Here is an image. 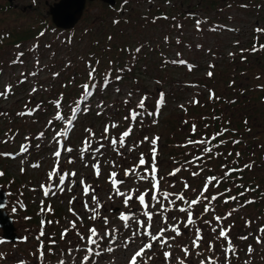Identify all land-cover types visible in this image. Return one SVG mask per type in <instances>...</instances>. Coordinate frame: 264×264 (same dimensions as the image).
<instances>
[{"label":"rangeland","instance_id":"obj_1","mask_svg":"<svg viewBox=\"0 0 264 264\" xmlns=\"http://www.w3.org/2000/svg\"><path fill=\"white\" fill-rule=\"evenodd\" d=\"M117 1V5L108 6V4H105L107 2L101 0H88L86 2L87 6H85L82 13L83 15L73 26L62 28V26H51L50 24V26L40 31L39 34L29 35L20 41L21 43H13L8 39L10 38V35H8L7 40L0 44V92H4L8 85H11L12 88L11 92L6 96H0V127L3 126L0 130V152L4 151L6 153L7 143L13 142V138L21 134L20 139L17 137L18 142L15 151L18 153L16 156L12 155V158H7L0 155V172H4L5 168L2 165H6L9 168V173L23 177L19 183L15 182V184L9 185L12 194H8L9 200L5 205V208L9 210L8 212L15 220L14 224L19 231L18 236L14 240H5L1 236L3 231L0 227V241H3L0 242V255H5V257L16 264L20 262L18 260L19 257L23 258L26 264H34L37 260L40 264H59L61 260L65 261V264H81L82 258L87 254L83 251L86 245L84 242L79 241L76 232L81 233L86 240L90 227L95 226L103 234L105 225L91 220L86 225L85 230L71 227V221L75 220L76 224L82 223L84 225V215L88 218L91 215L83 207L84 202H87L89 206H93L91 200L92 192L90 190L87 196L84 194L83 186L79 183L80 179H83L87 185H91L95 189V194L104 204V209H101V215L108 217L109 224L107 227L110 229H121V231L116 233V243L111 245L114 251L111 253L103 251L106 241L102 242L99 250L103 252V255L93 257V259L88 261V264H94V262L95 264H128L134 250H138L147 240L138 235L132 238V242L127 249L122 246L129 239L131 229L122 227V222L118 219L119 211L126 213L129 211L135 212L140 219L145 220V224H147V220L142 215V208L138 202H130L132 207L129 209L124 207L123 198L113 196L112 199H109V193L112 189V185L108 180L109 173L116 171L119 173L117 179H120L123 177L124 169L138 163L141 153L144 154V157L151 155L150 149L152 145L150 142L139 143L145 136L149 137V141L154 137L160 138L157 143L158 153L164 154L167 148H172L171 143L173 141L169 142L171 139L167 140V137L171 136L168 119H172L175 122L176 136L181 137L182 133L184 135L186 131H189L187 123L184 124L185 117L190 115L188 113L185 115V112L189 108L193 111V101H199L197 103L198 107L202 106L199 111H193L199 117L198 119L202 118L203 113L209 114L208 119L213 117L214 114H220L221 117H218V119L223 124L226 123L225 126L227 123H231L232 126H234V122L238 124L236 132L233 129H228V131L223 133L226 136L243 135L242 138H252L255 133H259V128L263 127L264 129V98L261 96L258 99L251 97L248 100L245 97L241 99L238 96L240 93L239 85L243 82L241 79L245 78L244 76L248 71L244 72L241 69L244 62L236 65L238 57H231L232 55L234 56L233 52L236 49L234 38H242L243 41L249 38L245 25L248 17L245 16V12L238 9L230 11L231 18L235 14L237 19L233 18L234 20L229 22V14L223 15L219 11L221 16H217L219 12L215 11L211 6L212 2L210 1V3L209 0H126L122 5L121 1ZM13 2L20 7H25L27 12L25 11L24 14L11 12V8H17L18 6L10 5L11 8L1 6L6 5L7 0H0V30H11L13 26L25 23L31 19V14L33 13L47 16L49 20L51 18L48 14V5L45 0H13ZM30 2H36L33 5L34 7ZM147 5L152 7L160 5L163 9H168L170 11L169 17L158 18L156 23L148 21L149 18L146 17V14L150 11ZM187 6L195 10L193 17L188 22L185 18L178 17L179 9ZM222 16L229 18L223 19ZM215 20L229 22V24L231 23L232 26L235 25L236 27L232 29L215 24L216 28H211L210 25L212 26ZM197 21L201 22L199 30L196 27L197 25H195ZM177 25L182 27H177ZM114 27L116 31L114 30L112 35H110V31ZM238 27L241 30L238 31ZM120 28H123L124 31L120 30ZM90 29L99 34L98 39L102 43L113 41L114 39L121 41L126 38L130 43L138 47L140 46L139 42L142 41H147L146 43L154 42L157 50L151 56L152 58L149 57L150 53H147L148 59L154 64V67L138 63L141 66L140 69H145L139 71L143 75L137 80L136 78H127L120 84L113 83L108 86L106 92H96L95 95L89 98L91 109L94 112L90 115V118L86 117L85 123L80 126L79 129L81 131L77 133L76 138H71V135L75 133L73 130L77 128V122L67 137L64 139L63 137L60 138L66 146L72 147L73 152L70 155L72 160H74V163H68L69 154L62 152L59 161L60 168L69 173L72 171L77 173L75 178L70 177V179L76 181L75 185L71 186V190H69V184L66 181L62 186L63 191H60L56 188V181H50L48 178V173L52 171V167L56 163L53 151L58 147L53 137L55 133L62 132L64 127L62 121L57 124L56 121L51 120L58 111L55 107L58 94L51 95L50 101L54 104L52 107H48L47 112L43 116H35L39 113L40 107L38 108L34 102L31 104L32 101L30 100L35 98L38 103L41 96V98L44 97L45 99L46 94L51 93L50 89L52 86L57 87L63 83V76H65L66 70H68V73L73 71V67L69 63L80 59L83 49H87V44L90 40ZM212 29H215V31ZM36 45L38 47H34ZM19 52L24 53L23 57L18 56ZM157 53L163 56L168 55L176 62L181 61L182 57H184L183 61L187 63L165 65L162 70H158L159 72L155 73L158 66L157 62H161L156 55ZM21 60L23 63L20 62ZM37 60L39 64H37ZM64 65L65 67H63ZM189 65H193L191 70H189ZM31 72H36L37 75H28ZM59 72L62 73L60 74ZM209 72L213 73L211 77L208 76ZM54 73H59V75L54 76ZM164 75L165 77L167 76L165 79L159 77ZM24 76H27L26 80ZM232 79L234 80L233 82ZM236 86L238 87L237 90L235 89ZM34 87L37 91L33 93L32 89ZM59 88L62 87L60 86ZM116 88H119L120 91L116 92ZM249 89L246 95L255 92L252 87H249ZM129 92L132 93L130 97L128 96ZM161 92L164 94L165 103L157 107ZM212 94H214V98H210ZM236 94L242 101L238 102L234 98L233 103H229V100ZM144 95L148 97L145 102V108H136V105ZM125 100H128L127 104ZM73 101L68 104L69 107H72ZM97 103H102L103 108L98 109ZM29 106L31 107L32 115H27L29 112H24L25 107ZM80 107L83 108L84 105L81 104ZM133 108H136V111L140 112L142 117H138L137 121H131L132 135L125 139L126 147L120 148V151L124 152V156L121 157L114 150L119 145L113 146L109 141L112 138L119 140L122 132L128 130L130 120H125L124 117L128 116L130 109ZM97 111H101L103 114L98 116ZM148 112H158V115L149 116L147 115ZM245 113L256 122L254 129L253 126L248 128L249 132L246 131L247 123L241 117ZM256 113L257 115L254 118L253 114ZM49 121H51V124H49ZM153 121L156 122L153 123ZM113 122L118 124L120 129L111 130L107 137H104L103 129L105 125ZM47 123L48 131H45L44 127ZM84 128L91 129L95 136H91L89 132L83 130ZM216 130L217 128L214 127L213 132H216ZM41 132L44 134L45 132L49 133L45 134L43 138L37 136L35 143L39 146L35 150L33 148L30 149L31 144H28L29 140L25 138ZM86 137L92 142V149L99 147L100 143L105 145V148L101 150L103 155L101 156L98 153L96 156L101 165V176L99 178L95 176L92 168V164L96 161L92 159L89 152L83 153V162L80 159L81 149L85 147L82 141ZM252 140L257 144L249 142L250 144L246 146L243 139H240L238 143L239 147L236 148V154L240 153L237 156L238 161H250L252 167L250 170L245 168L242 172H236V176H239V180H241V174L246 179L249 177L250 179L260 177L264 183V148H262L264 145L259 148V139L253 138ZM4 141H7V143H4ZM260 141H264V139ZM20 144L21 146L24 144L29 146L28 153L21 152V146L20 150H16ZM133 145L138 146L134 151H128ZM186 151L184 149V152ZM112 161H115V165L111 163ZM85 163H87V167H85ZM172 163H167V166L164 162L157 163L159 171L163 169L161 190L173 194H183L188 200L201 196V189L204 187L207 177L226 171L219 163H216L218 167H214L212 172H210L208 169L213 166L207 164L206 158L196 160L191 154L187 155L184 161ZM33 164H38L39 167H32ZM178 167L181 168V171L175 175H170ZM141 171L143 170L141 169ZM194 172H199L200 174L193 176L192 173ZM139 174L137 173L136 175ZM8 175L10 178L13 177L10 174ZM230 177L232 179L229 180L227 187H231L237 180L235 176L231 175ZM153 182L151 180L146 182L136 181L134 175L126 178V183L121 185V191H135L139 194L146 189H150ZM185 183L190 185V187L185 189ZM0 185L7 187L6 181L1 182ZM42 185L51 187L55 191V195L50 193L49 196L45 197ZM213 185L214 181L209 185V191L203 193V196H207L210 200L212 196L219 195V199L212 202V207L215 211L203 214V205L208 203V201L203 200L201 197V204L194 208V218H196V214H201L200 218L197 219V226L202 230L205 240L215 245V251L210 250L206 242H202L199 249L192 248L195 228L185 229L183 223H181L180 228L184 235L177 237L174 241L170 240L171 248L167 246L161 248L158 244L154 245V251L145 253L144 260L147 261V264H177L178 259H184L186 264H201V261L206 260L209 256L218 261V264H224L225 256L221 245L227 247V244L225 241L217 239L219 229L212 233L211 227L205 224V221H212V226L214 227L216 226V221L213 219L214 216L224 217L229 212L232 215L223 220L222 223L225 228L231 226L229 236L237 249L235 255L230 254V264H245L246 261L247 264H264V244H257L255 240L257 235L264 240V233L258 231L259 228L264 227V209L260 208L255 202L244 204L243 201L245 199L237 196L236 200H229L228 203H225L226 193L223 192V188ZM261 190L262 194H264V184H262ZM229 193L234 195L233 192ZM255 194L254 191H249L246 197L247 200H255V197L259 200L264 199L263 195L256 196ZM73 198H75L74 201L69 203ZM171 199H175V196L171 197ZM51 200L54 203H59V206L62 207L63 211L61 210V212H63V215L59 214L57 220L54 215L43 217L46 220L43 224L45 236L49 241L55 240L56 243L50 244L49 242L48 245L44 243L48 251L45 253L41 263L38 259L40 255L38 249L40 241H45V238L41 237L40 240H37V236L42 229V224L39 220L31 222L27 217H31L35 212L41 214L40 212H43L42 209L48 210V202L50 203ZM162 202L169 208V211L165 213L169 217V224L177 223V220L171 219L173 216L177 217L179 221L186 220V214L175 210L181 206L187 207L186 204L177 200L175 209H173L168 201L162 200ZM154 203V201L151 202V204ZM151 204L150 211L153 210ZM118 205L119 207H117ZM241 205L244 206L242 207ZM13 208L16 210L13 211ZM112 208L115 210L113 211ZM157 208H159V205H157ZM70 209L73 211H70ZM52 210H56V208L53 207ZM39 217L41 220L42 216ZM48 221H52V223H48ZM247 221L252 222L250 226L246 224ZM152 224L154 234L161 227H166L159 215L154 216ZM136 227L135 224L132 225L133 229ZM65 229L68 230V234L62 240L61 233ZM165 235L171 237L174 233L168 231ZM240 236H248V239L246 241L238 239ZM248 245H252L255 249L251 255L247 252ZM77 246H79L81 251L76 250ZM183 247L189 248L190 256L185 257L182 251ZM50 248L52 252L49 251ZM69 248L72 249L71 254L68 253ZM238 249L242 250V252L239 253ZM164 251L172 252L174 259L166 261L163 256ZM198 252L201 255H197ZM34 255H36V258ZM12 261L11 264H14ZM138 264H143V261H140L139 258Z\"/></svg>","mask_w":264,"mask_h":264},{"label":"snow or ice","instance_id":"obj_2","mask_svg":"<svg viewBox=\"0 0 264 264\" xmlns=\"http://www.w3.org/2000/svg\"><path fill=\"white\" fill-rule=\"evenodd\" d=\"M126 2V0H125ZM200 21H197V27L199 30V25H200ZM177 27H182L181 25H177ZM213 31H215V29H212ZM256 31L262 32L264 30L257 28ZM41 35H43V33H41ZM17 47H19V45H17ZM34 47H38V45L34 46ZM199 47V46H198ZM261 48H264V45L261 46ZM137 52L139 51V49L136 50ZM252 51H256V48H253ZM24 53L23 52H19L18 56L19 57H23ZM21 63H23V61H20ZM179 63L181 64H185L187 63L186 61H179ZM37 64H39V61L37 60ZM90 71L88 72V79L85 83H83L82 85H80L81 88V92L79 93L78 99L73 101V104L75 105V107H69V109L67 110V112H62L60 111V109L62 108V96L63 94H61L60 98H57L56 103H55V107L58 110L56 115H55V119L57 121H62L64 123V125L67 128H74L75 124L74 121L78 118L77 117V113L80 112H84L87 113L88 111H90L91 109V105L89 103V98L93 96V91L92 89L96 88V84H95V79H96V75H97V68L92 66L91 64L88 65ZM193 67V65H189V70H191V68ZM120 70H117V73ZM24 75V74H22ZM28 75H32V76H36L37 73L36 72H31ZM54 76H58L59 73H54ZM213 75L212 72L208 73V76L211 77ZM108 73L107 71L105 72L104 76L101 77V84L102 87L107 88L109 86V81L107 79ZM24 79H27V76H24ZM123 77L120 76L119 74H117L115 76V80L119 81L122 80ZM23 82V81H21ZM12 90L11 85L6 86L5 91L4 92H0V96H6L8 93H10ZM37 89L34 87L32 89V92H36ZM116 92H119L120 89L116 88L115 89ZM132 95L131 92L128 93V96L130 97ZM159 100L157 102V107L162 106L165 103L164 100V94L161 92L159 94ZM210 98H214V94H212V96ZM148 97L147 95H144L141 97L139 103L136 105V108L139 109H144L145 108V102L147 101ZM125 103H128V100H125ZM193 103H199V101H193ZM83 104L84 107L83 109H81L80 105ZM183 107V106H181ZM97 108L98 109H102L103 108V104L102 103H97ZM136 108L130 109L129 111V115L125 116L124 119L125 120H130L129 123V127L128 130H125L122 132L120 139H116V138H112L109 142L111 145L116 146L119 145V147H116L114 150L117 152L118 155H120L121 157L124 156V152L120 151V148L122 147H126L125 144V139L130 137L132 135V124L131 121H137L138 117H142V114L138 111H136ZM103 113L101 111H97V115H102ZM27 115H32L31 112L27 113ZM147 115L152 116V115H158V112H148ZM142 122V120H141ZM156 121H153V123H155ZM49 124H51V121H49ZM119 125L116 124L115 122L111 123V124H106L103 132H104V137H107V134L109 133L110 129L113 128H118ZM85 131L89 132V134L91 136H95V133L92 132L91 129H86ZM196 131V126L193 125L192 126V132L195 133ZM228 131V129H223L221 132L214 134L211 138H201L199 140H192L191 138H189L186 142L185 145H181L182 147H187L188 145H193V146H202V145H206V144H211V141L216 140L218 136L223 135L224 132ZM68 133L67 132H57L55 133L53 139L55 140V142L57 143L58 147L56 150L53 151V156L56 158V163L55 166L53 167L52 171L48 173V178L50 181H56V188L60 191H63V185L65 184V182L67 181L69 184V190H71V186H74L76 181L74 179H70L71 178H75L77 176V173L75 171L72 172H67V171H63L60 168V158L62 155V152L64 153H68L69 157H68V163H74V160H72L71 158V153L73 152L72 147L66 146L65 143L63 142L62 139H60L61 137H67ZM40 138H43L44 133L41 132L39 134ZM26 140H28L29 138L26 137ZM159 137H154L149 141V137L145 136L143 138V140H141L139 143L143 144L145 141L150 142V144L152 145L150 152V158L149 159H145L144 154L141 153L140 157L138 158V163L133 165L130 168H126L124 169L123 172V177L120 179H117V177L119 176V173H117L116 171H112L109 173L108 176V180L110 182V184L112 185V189L109 193V199H112L113 196H117V197H121L122 199V203L124 205L125 208H129L131 209L132 205L130 204V202L136 203L138 202L139 205L142 208V215L146 218L147 220V224H145V220H142L139 218V216L136 215L135 212L129 211V212H124V211H119L118 214V219L122 222V227L124 229H131V235L129 237V239L127 241H125L123 243V247L125 249H127L129 247V244L132 242V238L136 237V236H142L144 238H146L147 242L143 244V246H141L138 250H134V253L132 255V257L129 259L128 264H138V258L140 261H143V264H147V261L144 260V256L145 253L147 251H154V245H157L161 248H163L164 246H167L169 248L172 247V244L169 243V241H174L176 240L177 237L179 236H183L184 233L181 231L180 228V224L183 223L184 228L185 229H191V228H195V238L192 241V248L195 249H199L201 247V243L202 242H206L208 244V247L210 250L215 251V245L210 242V241H206L205 237L202 234V230L197 226V219L200 218L201 214H196V218H194V208L197 205L201 204V197L203 198V200L208 201V203L203 205V214L208 213L209 211H215V209L212 207V202L216 201L219 199V195L216 196H212L211 199L209 200V198L207 196H203V193L208 192L209 191V185L212 184L213 181H216V184L213 186H218L219 183L221 182V178L215 177V176H210L206 178V183L204 185V187L201 189V196H198L196 199H192V200H188L186 199V197L183 194H173L167 191H162L161 190V179L160 177H158V172L159 169L157 167V155H158V148H157V143L159 141ZM240 141H233V143H239ZM4 143H7V141H4ZM83 145H85L84 148L81 149V154H80V159L83 162L84 161V156L83 153L84 152H89V155L92 157L93 160H95L96 162L92 164V168L94 170V174L97 178H99L101 176V165L98 159H96L97 154L99 153L101 156L103 155V152L101 151L102 149L105 148V145L103 143L99 144V147H96L95 149H92V142L86 137L84 138V140L82 141ZM221 144L224 143V141H220ZM37 147L39 145H36ZM138 145H133L132 148L128 149V151H134L135 148ZM214 147H218V145L214 146ZM91 149V151H89ZM29 151V146L27 144H24L21 146V152L23 153H28ZM203 152L204 153H209L212 155H216V153L213 152V147H204L203 148ZM0 155L3 156H10V153H0ZM237 156L240 155V153L236 154ZM196 160H203V156H199V157H195ZM189 162H194V161H189ZM113 165H115V161L111 162ZM87 163H85V167H87ZM32 167H39L38 164H33ZM227 165H222V168H226ZM252 165L251 164H245L244 168L247 169H251ZM141 169L143 171H141ZM21 171H23V169H21ZM181 171V168H175L173 170V172L170 173V175H175L176 173H179ZM201 171H203V169H201ZM243 171V169H236V168H232V169H228L227 172H225L226 176H231L233 172H241ZM137 173H140L139 175H136ZM199 172H194L192 173L193 176H197L199 175ZM4 175L3 172H0V177H2ZM136 177V181H154L152 183V186L150 189H146L144 192H141L139 194H137L135 191H131V192H124L121 191V185L126 183V178L134 176ZM79 183L83 186V192L84 194L87 196L89 194V191L91 190L92 192V196H91V200H92V205L93 206H89V204L87 202H84L83 207L85 208V210L90 213L91 215H89V219L92 220L93 222H100L103 223L105 225V231L103 232V234H101L95 226L90 227L88 229L89 235L87 237V239L85 240V237L79 233L78 231L76 232V235L79 239V241L84 242L85 243V248L83 249V251H85L87 254L82 258L81 260V264H88V261L93 259V257H98V256H102L103 252L99 250L100 245L102 242H105V246L103 251H106L108 253H111L114 251V249L111 247L112 244L116 243V233L121 231V229H110L108 228V224H109V220L107 216H102L101 215V209H104V204L100 201L99 197L95 194V189L92 188L91 185H87L85 183V181L83 179H80ZM43 188V195L45 197L49 196V194L51 193L52 195H55V191H53V189L51 187H47L42 185L41 186ZM190 185H188L187 183H185V189L189 188ZM241 187H243V185H241ZM231 191V189H226V192ZM245 191H255V189H245ZM150 193H152L150 195ZM222 195V194H220ZM241 196L244 195V192L240 193ZM175 196V199H171V197ZM162 198V199H161ZM75 198H73V200H70L69 203H72L74 201ZM237 197L235 196H230L227 197L225 199V203H228L229 200H236ZM163 201H168L169 204L172 206L173 209H175V205H176V201L179 200L181 202H183L184 204L187 205V207H179L178 209H175L177 211H179L180 213H184L186 214V220L185 221H179L177 217L173 216L171 217V219L173 220H177V223H173V224H169L168 220L169 217L167 215H165V213H167L169 211V208L165 206V204L162 202ZM154 201V204H151V202ZM254 200H246L244 202V204H251L254 203ZM150 204H151V208L153 209L152 211L149 210L150 208ZM157 205H159V208H157ZM242 207L244 205H241ZM4 204L3 202L0 203V208H3ZM16 209L13 208V211H15ZM44 209H42L43 211ZM48 211H51V207H49ZM70 211H73L72 209H70ZM74 215H76L73 212ZM161 216V219L163 221V223L166 225V227H161L159 229L158 232H156L155 234L153 233V218L154 216ZM232 213L229 212L226 214V216L221 217V216H214V220L216 221V226H212V221H205V224L209 225L211 227V232L215 233L217 231V229H219V235L217 237L218 240H223L226 242L227 247H224L223 245H221V248L223 250L224 256H225V260H224V264H230L231 262V255H235L237 249L233 244L232 238L229 236V232L231 231V226H229L228 228L223 227V220L227 219L229 216H231ZM80 219H82V217H80ZM42 229L39 233V235L37 236V240H40L41 237H43L45 235V232L43 230V224L44 222L42 221ZM48 223H52V221H48ZM251 221H247L246 224L248 226L251 225ZM71 227L73 229L76 228V221L73 220L70 222ZM135 224L137 227L135 229L132 228V225ZM171 231L172 233H174L173 236L169 237L166 236L165 233ZM258 231L260 233H264V227H261L258 229ZM68 234V230L65 229L62 233H61V239L63 240ZM26 239V238H25ZM238 239L241 240H247L248 236H240L238 237ZM256 243L257 244H264V240L261 239V237L259 235H257L255 237ZM3 242V241H0ZM56 241L55 240H50V244H55ZM90 245V246H89ZM77 251H81V249L79 248V246L76 247ZM40 255L38 257V259L42 262L44 259V244L41 241L40 245H39V249H38ZM49 251L51 252V248L49 249ZM182 251L185 254V257H188L191 255L189 248L188 247H183ZM255 251V249L252 247V245H248L247 248V252L249 255H251L253 252ZM72 249L69 248L68 249V253L71 254ZM231 254V255H230ZM197 255H201V253H197ZM163 256L165 258L166 261H171L172 259H174L172 252L170 251H164L163 252ZM20 264H26L25 261H20ZM59 264H65V261L61 260L59 262ZM95 264V262H94ZM177 264H186V261L184 259H178L177 260ZM201 264H218V261L214 260L211 256H209L206 260H202ZM245 264H247V261L245 262Z\"/></svg>","mask_w":264,"mask_h":264},{"label":"trees","instance_id":"obj_3","mask_svg":"<svg viewBox=\"0 0 264 264\" xmlns=\"http://www.w3.org/2000/svg\"><path fill=\"white\" fill-rule=\"evenodd\" d=\"M108 4V6H115L114 4H109V3H105ZM8 8V5L6 6ZM184 7L183 9H179V14L178 16L185 18L188 22V20H190L193 15L195 10L191 9L192 7ZM160 9V10H159ZM178 9V8H177ZM155 10L161 11L160 13H162L163 11L164 14H169L170 11L168 9L164 10L161 8H155ZM18 12L19 14H24L26 10H21V8H11V12ZM27 12V11H26ZM147 16V17H151ZM158 18H162L160 16H157L155 18H153V23L157 22ZM151 19V18H149ZM50 26V22H49V17L44 16V15H40L38 13H33L31 14V19H29L28 21H26L25 23H21L18 25H15L12 27L11 30H0V44L2 42H4L5 40H7L6 38H8V35H10V38H8L10 41H12L13 43H19L20 41H22L23 39H25L26 37H28L29 35H36L39 34L40 31H42L45 27ZM115 27L113 28L112 31H110V35H112V33L114 32ZM120 30L124 31L123 28H120ZM116 31V30H115ZM103 32V31H102ZM116 34V33H115ZM89 42H88V46L87 49H83V53L81 54V58L76 60V62L73 63H69V65H71L73 67V71H70V73H68L66 70V74L65 76H63V83L59 84L57 87L52 86V88L50 89L51 93L46 94V98H39L38 103L35 101V98L31 99L30 101H32L31 104L36 103V106H38L39 109V113L36 114L35 116H43L46 112L48 107H52V105L54 104L52 101H50V97L51 95H56L58 94V98H60L61 94H63L62 96V108L60 109V111L62 112H67V110L69 109V103L71 101H75L78 99L79 93L81 92V88L80 85H82L83 83H85L88 79V72L90 71L88 65L91 64L92 66L97 68V75H96V79H95V84H96V88L92 89L93 91V95L97 93H103L106 92L107 88L102 87L101 84V77L104 76L105 72L107 71L108 76L107 79L109 81V85L111 84H120L122 81L127 80V78H136V80L141 77L139 71L140 70H144L145 68H141L140 69V64H143L144 66H152L154 67V64L148 59V52L150 53L149 57L152 58L151 56H153L154 52L157 50L156 49V45L154 42H139L140 46H135L132 43H130L128 40L122 39L121 41H117L116 39H114L113 41H108L106 43H102L98 38V35L96 32H93L91 29L89 31ZM21 43V42H20ZM76 43V42H75ZM145 45V46H143ZM139 49V51L137 52L136 50ZM157 57L161 60V62H157L158 66L157 69L155 71V73H158L160 70H162L164 68V66L175 63L178 64V62L174 61L173 59H171L169 56L167 57V55H158V53L156 54ZM155 58V57H154ZM153 58V59H154ZM180 60V59H179ZM65 67V65L63 66ZM153 69V68H152ZM117 70H120L117 73ZM159 70V71H158ZM63 72V71H62ZM62 72H59L60 74ZM119 74L120 76L123 77L122 80H115V76ZM165 74V73H163ZM161 79H165V75L159 76ZM62 78V77H61ZM69 82V84H67ZM61 83V82H60ZM54 85V84H53ZM62 88H59V87ZM235 99H237L238 102H241L240 99L238 97H235ZM234 99L229 100V103H233ZM193 106V111L194 110H200L198 107L197 103H192ZM214 104V103H213ZM81 106V105H80ZM72 107H75L74 104H72ZM29 108H31L29 106ZM9 109V108H8ZM83 109V108H81ZM93 109H90V111H88L87 113L84 112H80L77 113V119L74 121V124H76L77 122V128H74V132H76V130H79L80 126L83 125L85 123V119L90 118V115L94 112L92 111ZM193 111L191 110V108H189V110L187 109L185 112V115L188 113L190 114L189 117L186 115L185 117V121L184 124L187 123V125L189 126V131H186L182 136L181 134H179L178 137L175 134V126H174V120L172 119H168L169 122V126H170V137H167L169 140V142L171 143V147L172 148H167L166 152L163 153H158L157 155V163H162L164 162L167 166V163H176L178 161H184V159L186 158L187 155L191 154L193 157H199V156H203V159L206 158L207 164L210 166L212 165L213 167L208 169V171L212 172L213 168L217 166L216 163H219L220 166L222 165H227V167L225 168L227 171L228 169H232V168H236V169H245L244 165L245 164H249V162L247 163H242L240 164L238 159H237V155L235 153V147L236 145L238 146L237 143H233V141H239V138L235 140H232V136H218L216 140L211 141V144H206V145H202V146H193V145H188L187 147H182L181 145H185L187 140L189 138H191L192 140H199L201 138H211L214 134H213V129L220 127L221 124H223L219 119L218 116H215V114L213 115V117H210L208 120L206 119V115L203 113L202 118L198 119L199 117L196 116L197 114L193 113ZM82 114V116H81ZM52 121H56V123H60V121H57L55 119V116L51 119ZM177 122V120H176ZM173 125V126H172ZM195 125L196 126V131L195 133L192 132V126ZM35 126V125H34ZM3 126L0 127V130ZM37 129V128H35ZM72 128H69L68 133L70 134ZM120 128H113V130H119ZM45 131H48V123L45 125L44 127ZM17 131V130H16ZM184 132V131H183ZM18 134V132H17ZM68 134V135H69ZM21 136V134H18L17 137ZM39 136V134H34L33 136H29V140L32 143L30 149H36L37 148V143H35V138ZM15 137L13 138V142H8L7 144L8 146V150L11 152L14 150V147L17 146V142H18V138ZM178 138V139H174V138ZM175 140V141H174ZM224 141L223 144L220 143V141ZM245 141V140H244ZM218 144V147H214ZM220 146V147H219ZM204 147H213V152L216 153V155H212L209 153H204L203 152V148ZM184 149L187 150L186 152H184ZM6 153H9L8 151ZM149 154V153H147ZM3 156V155H1ZM11 156V155H10ZM7 158H9V156H5ZM150 155H146L145 159H149ZM172 163V164H173ZM200 164V162H199ZM171 165V164H170ZM4 169V175L2 177H0V181H3L7 183L8 187L11 184H15L19 183L21 181V179H23V177L19 176V175H15L14 173H9L8 171V166L6 165H2ZM218 167V166H217ZM228 168V169H227ZM163 170V169H162ZM162 170L158 172V177L163 178L162 176ZM225 171V172H227ZM225 172H221L218 173L216 177L221 178V182L219 183L218 187L223 188V192L228 194L229 192H233L234 195L232 196H238L240 198H244L246 200L247 195L249 194V191H245V189H255V195L256 196H264V194H262V184H264L262 182V179L259 178H253L249 180L244 178L243 176H241V180H239V176H236V172L232 173V176L237 177V180L235 183H233V185H231V187H227L229 184V180L232 179L230 176H226ZM242 172V171H241ZM5 173H7L5 175ZM10 174L11 176H13L12 178H10V176L8 175ZM240 175V174H239ZM162 180V179H161ZM215 185V184H214ZM241 185H243V187H241ZM226 189H231V191L226 192ZM244 192V195L241 196L240 193ZM255 203L258 204V206L262 209H264V199L259 200L256 197L254 198ZM32 221L39 219V217H37V215H32L31 216ZM57 237V236H56ZM55 237V238H56ZM45 249V247H44ZM239 250V249H238ZM47 251V250H46ZM242 252V250H239V253ZM36 257V256H34ZM26 259V257H25ZM12 261V260H11ZM10 259H8L7 257H5V255H0V264H11ZM14 263V261H12ZM16 264V263H14ZM20 264V262L18 263ZM34 264H40V263H34Z\"/></svg>","mask_w":264,"mask_h":264},{"label":"flooded vegetation","instance_id":"obj_4","mask_svg":"<svg viewBox=\"0 0 264 264\" xmlns=\"http://www.w3.org/2000/svg\"><path fill=\"white\" fill-rule=\"evenodd\" d=\"M210 1L212 2L211 6L215 9L217 13L221 11L223 15L229 14L230 16V19H228L229 22L233 21L234 20L233 18L237 19L235 14L233 15V18H231L232 16L230 14V11L232 12L236 9L245 12V16L248 17L247 20L245 21V25L247 27L246 31L249 38H247L244 41L242 38L241 39L234 38V41H236L234 42V44H236L235 47L236 49L233 52L234 56L233 55L231 56L232 58H234L235 56L239 58V59L236 58L238 59L237 60L238 63L236 65L244 62L243 66H241V69L244 72L248 71V73L244 76L245 78L241 79L243 82L239 85L240 93L238 94V96H240L241 99L245 97V99L248 100H250L251 97H253L254 99H258L260 96L264 98V48H261V46L264 45V31L259 33L256 31L257 28L264 30V0H209V2ZM8 3H10V5L12 6L17 7V4H15L13 0ZM30 3L32 6L34 5L33 2ZM21 8L26 10L24 7ZM219 15L221 16L220 12L218 13L217 16ZM227 18L229 17L227 16L223 17V19H227ZM214 22H215L214 24H219L220 26H225L227 28L234 29L236 27L235 25L232 26L231 23L229 24V22H225L221 20L219 21L215 20ZM237 30L239 31L241 30V28L238 27ZM253 48H256V51H252ZM233 81L234 80L232 79V82ZM249 87H252L255 90V92L246 95L250 90ZM237 88L238 87L236 86L235 89L237 90ZM238 96L236 94V96H234L232 99ZM256 115L257 113L253 114V117L255 118ZM241 117L243 118L244 122L247 123V129H246L247 132L250 131L248 130V128H252V126L254 129V126H256V122H254L251 118H249L246 113ZM237 126L238 124L234 122V126L232 127L234 132H236ZM252 134H253V130H252ZM253 138L259 139L258 141L260 144L259 148H261V146L264 145V141H260L264 139L263 127L259 128V133L258 132L255 133L254 137L246 138L245 140L246 146L250 144L249 142L256 143L254 140H252ZM262 148H264V146H262Z\"/></svg>","mask_w":264,"mask_h":264},{"label":"water","instance_id":"obj_5","mask_svg":"<svg viewBox=\"0 0 264 264\" xmlns=\"http://www.w3.org/2000/svg\"><path fill=\"white\" fill-rule=\"evenodd\" d=\"M107 2H115L114 0H104ZM48 13L51 15V20L58 26L70 27L78 18L81 17V12L85 6V0H52L48 1ZM3 187H0V203L6 202V193ZM14 220L7 213V209L0 208V226L3 231L2 236L5 239H15L17 230L14 226Z\"/></svg>","mask_w":264,"mask_h":264}]
</instances>
